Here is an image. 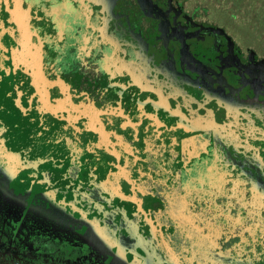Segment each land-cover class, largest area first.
Listing matches in <instances>:
<instances>
[{
	"label": "flooded vegetation",
	"instance_id": "1",
	"mask_svg": "<svg viewBox=\"0 0 264 264\" xmlns=\"http://www.w3.org/2000/svg\"><path fill=\"white\" fill-rule=\"evenodd\" d=\"M236 18L213 0H0L6 251L264 264V40Z\"/></svg>",
	"mask_w": 264,
	"mask_h": 264
},
{
	"label": "trees",
	"instance_id": "2",
	"mask_svg": "<svg viewBox=\"0 0 264 264\" xmlns=\"http://www.w3.org/2000/svg\"><path fill=\"white\" fill-rule=\"evenodd\" d=\"M231 1L233 3L231 10L242 11L243 19H245L242 21L248 29L246 30L255 36L264 37V0ZM3 224L0 209V230L4 229ZM14 238L13 232H0V264H81L76 260L82 254L81 252L66 253L63 247H55L51 244L34 254L28 253L24 248L18 251H6L9 245L17 246Z\"/></svg>",
	"mask_w": 264,
	"mask_h": 264
},
{
	"label": "rangeland",
	"instance_id": "3",
	"mask_svg": "<svg viewBox=\"0 0 264 264\" xmlns=\"http://www.w3.org/2000/svg\"><path fill=\"white\" fill-rule=\"evenodd\" d=\"M213 4L215 5V7H217V8H224L225 10H228L231 14H234L237 18V21H242V19H243V13H242V11H236L235 9H233V10H231V8H232V5H233V3H232V1L231 0H213ZM244 21H245V19H243ZM244 21H242V22H244ZM261 37H263V36H261ZM263 39H264V37H263ZM2 173L0 172V177L2 176L1 175ZM239 207V206H238ZM239 209H240V207H239ZM247 209L249 210V209H251L250 207H247ZM244 212H246L245 210H244ZM249 212V211H248ZM238 215L241 217V218H243V219H246L245 221H239V222H241V225H245V226H243V228H247V229H249V227L248 226H253V224H255V221H254V219L252 218L251 219V217H249V216H251L250 215V213H247L246 214V218H245V216H244V213L242 212V213H238ZM190 222H191V220H190ZM235 225V224H234ZM231 233H235V232H231ZM264 235V234H263ZM224 238H226V236L224 237ZM226 240H227V238H226ZM223 242V241H222ZM216 256H218L217 254H216ZM207 257H209V258H211V259H213V257L210 255V254H208V253H203V254H197L196 255V258H198L197 260H199V261H203V260H206L207 259ZM216 260H219V258H217Z\"/></svg>",
	"mask_w": 264,
	"mask_h": 264
}]
</instances>
